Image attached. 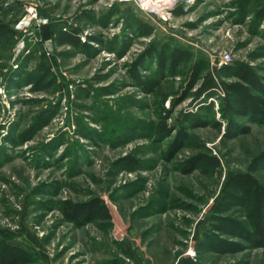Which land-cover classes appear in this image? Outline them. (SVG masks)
<instances>
[{"label": "rangeland", "instance_id": "rangeland-1", "mask_svg": "<svg viewBox=\"0 0 264 264\" xmlns=\"http://www.w3.org/2000/svg\"><path fill=\"white\" fill-rule=\"evenodd\" d=\"M143 1L21 0L23 24L0 57V231L28 251L30 264H177L188 252L195 264H264V247L210 226L226 177L264 152V118L232 117L248 132L221 138L223 127L187 120L200 105L203 120H220L216 100L213 109L194 105L190 92L172 106L184 70L154 76L150 59L138 72L158 84L151 93L130 72L151 46L166 44L214 70L246 63L264 84V0ZM135 19L153 33L135 31ZM68 29L85 45H59L57 34ZM225 53L227 63L210 64ZM163 123L167 135L158 133ZM179 130L188 137L168 159ZM197 153L217 157L219 167L187 172ZM126 156L135 163L123 164ZM253 177L264 185V168ZM96 196L110 222L78 229L63 221L64 200ZM234 217L244 221L240 211Z\"/></svg>", "mask_w": 264, "mask_h": 264}, {"label": "trees", "instance_id": "trees-1", "mask_svg": "<svg viewBox=\"0 0 264 264\" xmlns=\"http://www.w3.org/2000/svg\"><path fill=\"white\" fill-rule=\"evenodd\" d=\"M25 15L21 0H0V57L8 54L15 44L18 36L14 29ZM135 31L145 37L153 33V28L142 24L135 19L132 23ZM56 40L59 45H69L74 48H81L84 42L80 41L79 31L68 29L60 31ZM152 59L155 64L154 76L161 78L176 77L184 70L185 86L180 91L179 97L173 101L172 106L181 104L188 98L190 92L193 97V104L204 100L208 102L207 108H212L213 98L220 104L218 117L220 120L212 118L209 122L203 120L198 115L200 110H206V106L200 105L196 112L188 113L187 120L196 127L212 126L223 132L221 138L234 139L239 134L248 132V128L235 124L232 117H246L253 121L264 118V84L257 75L254 68L243 62L234 63L223 68L208 67L204 59H194L193 55L181 47H169L164 44L161 48L151 46L144 55L130 65L131 78L149 93L158 85L154 79L142 76L138 71H146L145 64ZM43 75L47 73L43 67ZM226 74L233 81L227 82L218 79L215 72ZM221 91L223 96L217 94ZM207 111V110H206ZM224 125V126H223ZM170 128L164 123L159 127L158 133L167 135ZM186 133L179 130L174 137L168 151V159L172 158L176 152L182 149ZM123 164L132 165L135 163L130 157H124ZM187 172H193L199 164L206 167H219V160L215 156L205 153H197L187 162ZM245 172H237L228 175L224 180L220 190L217 204L213 208L211 217L212 231L223 236H234L249 240L256 248L264 247V185L253 177V173L264 168V152L254 156L248 164ZM236 211H240L244 216V221L234 217ZM60 215L66 223H71L75 228L93 224L97 221L110 222L111 214L104 201L98 196L89 198L82 202H72L64 200L60 208ZM30 255L27 250L14 245L10 236L0 231V264H30ZM98 264H124L119 258L104 261ZM177 264H195L189 258H181Z\"/></svg>", "mask_w": 264, "mask_h": 264}, {"label": "built area", "instance_id": "built-area-1", "mask_svg": "<svg viewBox=\"0 0 264 264\" xmlns=\"http://www.w3.org/2000/svg\"><path fill=\"white\" fill-rule=\"evenodd\" d=\"M119 2H137V0H118ZM141 4H143V2L141 3ZM143 11H147V10H143ZM230 60V57H229V55L227 54V53H225V54H223V56L219 59V61L216 63V62H211L210 64L211 65H220V64H223V63H227L228 61ZM217 94L218 95H220V96H223L222 94H221V91H217ZM209 100H212L213 102H215L216 103V101H215V99H213V98H210ZM186 255L188 256V257H185V258H190V257H192V256H194L193 255V253H191V252H188V253H186ZM184 258V259H185Z\"/></svg>", "mask_w": 264, "mask_h": 264}, {"label": "bare ground", "instance_id": "bare-ground-1", "mask_svg": "<svg viewBox=\"0 0 264 264\" xmlns=\"http://www.w3.org/2000/svg\"><path fill=\"white\" fill-rule=\"evenodd\" d=\"M150 2V4H152L153 3V0H146V1H143V3H144V5H147L148 3ZM144 7V6H143Z\"/></svg>", "mask_w": 264, "mask_h": 264}, {"label": "water", "instance_id": "water-1", "mask_svg": "<svg viewBox=\"0 0 264 264\" xmlns=\"http://www.w3.org/2000/svg\"><path fill=\"white\" fill-rule=\"evenodd\" d=\"M22 24H23V22H20V23H19V25H22ZM19 25H18V26H19Z\"/></svg>", "mask_w": 264, "mask_h": 264}]
</instances>
